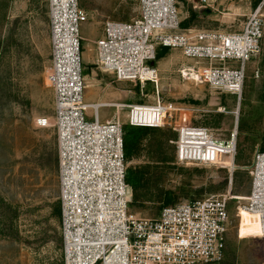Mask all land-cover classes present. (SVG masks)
Instances as JSON below:
<instances>
[{
  "label": "built area",
  "instance_id": "2783aa9c",
  "mask_svg": "<svg viewBox=\"0 0 264 264\" xmlns=\"http://www.w3.org/2000/svg\"><path fill=\"white\" fill-rule=\"evenodd\" d=\"M139 17L129 23L106 22L95 42L96 67L117 83L143 88L158 85L156 61L161 48L179 51L195 66L179 71L195 83L240 99L247 65L260 53L264 38V0L236 32L182 29L178 0H137ZM206 3L207 0H200ZM50 61L45 82L53 94L50 120L58 159L60 230L63 264H212L223 260L232 225L230 193L181 202L161 210L156 219L131 212L126 184L124 127H167L177 135L176 160L185 166H215L235 171L236 135L216 138L210 129L177 122L183 110L160 100L152 104L86 103L81 32L87 14L79 0H47ZM193 73L194 75H192ZM114 108L100 118V110ZM126 110L121 120L119 110ZM90 111V113H88ZM184 119V118H183ZM180 122V121H179ZM183 124V122H182ZM195 138L182 141L181 133ZM232 162V167H229ZM248 194L239 209L257 222L264 237V151L247 168ZM241 219V218H240Z\"/></svg>",
  "mask_w": 264,
  "mask_h": 264
},
{
  "label": "rangeland",
  "instance_id": "374dc122",
  "mask_svg": "<svg viewBox=\"0 0 264 264\" xmlns=\"http://www.w3.org/2000/svg\"><path fill=\"white\" fill-rule=\"evenodd\" d=\"M79 1L87 14L81 32L86 103L152 104L157 90L163 103L183 110L182 120L180 113L176 118L180 126H186L189 113L191 126L206 127L222 141L236 135V168L230 176L215 166L180 164L176 133L167 127L150 129L127 163L144 177L132 192L131 212L156 219L168 193L175 205L225 195L230 188L232 225L223 260L212 264H264V237L250 215L239 218L243 202L238 199L249 192L247 168L255 153L264 150V38L260 53L247 65L240 99L183 78L179 71L195 64L179 51L152 63L158 85L141 88L117 83L98 69L94 50L106 22L139 17L138 1ZM256 1L257 6L262 0L178 3L182 20L195 14L190 26L228 33L240 30ZM49 61L47 0H0V264H63L56 137L53 127L37 125L53 114V94L45 82ZM115 113L103 108L100 118ZM118 113L126 120V110Z\"/></svg>",
  "mask_w": 264,
  "mask_h": 264
},
{
  "label": "trees",
  "instance_id": "16d2710c",
  "mask_svg": "<svg viewBox=\"0 0 264 264\" xmlns=\"http://www.w3.org/2000/svg\"><path fill=\"white\" fill-rule=\"evenodd\" d=\"M261 1V0H259ZM178 2L183 3L184 0H178ZM258 1L255 2L254 6ZM195 19V14L193 12L189 13V18L181 23L180 27L186 29L190 26L191 22ZM169 54V50L161 48L157 51L156 60L159 61L165 58ZM149 128H134L126 126L123 130V145H124V156L127 162H130L138 154V148L142 142V139L147 135ZM264 150H261L263 152ZM144 180L143 173L134 169L127 168L126 171V184L135 193L141 186ZM172 194L168 193L166 196L163 208L172 206V199L170 198ZM162 208V209H163Z\"/></svg>",
  "mask_w": 264,
  "mask_h": 264
},
{
  "label": "bare ground",
  "instance_id": "6f19581e",
  "mask_svg": "<svg viewBox=\"0 0 264 264\" xmlns=\"http://www.w3.org/2000/svg\"><path fill=\"white\" fill-rule=\"evenodd\" d=\"M183 74H184L185 79H188L189 77H191V75L188 74V70H184ZM191 74L194 75L193 73H191ZM189 81H190V79H189ZM184 127H186V126H184ZM186 135H187L186 130H183V133H181L182 141L185 142L186 144H189V145L194 144L195 138L191 139L188 137V136L193 135V134L188 133V136H186ZM229 167L230 168L232 167V162H229ZM238 199L242 200V197H239ZM240 214H247V212H245L244 210H241ZM247 215H249V214H247ZM260 232H261V230H260ZM261 234H262V232H261Z\"/></svg>",
  "mask_w": 264,
  "mask_h": 264
},
{
  "label": "crops",
  "instance_id": "0c3cea01",
  "mask_svg": "<svg viewBox=\"0 0 264 264\" xmlns=\"http://www.w3.org/2000/svg\"><path fill=\"white\" fill-rule=\"evenodd\" d=\"M185 20H182V22H184ZM188 28H194V27H192V26H189ZM187 29V28H186ZM199 30V29H198Z\"/></svg>",
  "mask_w": 264,
  "mask_h": 264
}]
</instances>
